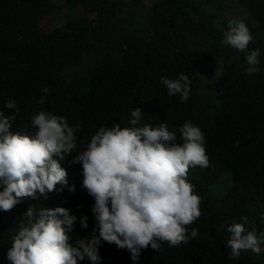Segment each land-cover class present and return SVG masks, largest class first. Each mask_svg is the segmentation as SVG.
<instances>
[{"label":"trees","instance_id":"obj_1","mask_svg":"<svg viewBox=\"0 0 264 264\" xmlns=\"http://www.w3.org/2000/svg\"><path fill=\"white\" fill-rule=\"evenodd\" d=\"M237 1L258 20L249 27L254 37L249 50H260L254 75L246 73L245 53L224 44L222 30L214 26L210 7L219 0H151L144 19L134 10L144 0H0V110L14 114L5 104L16 101L13 132L35 131L31 117L40 110L79 124L78 145L101 126H130L135 108L143 112L144 123L166 122L176 129L178 141L180 124H203L209 165L189 168L187 176L201 197V215L186 228L198 229V236L178 247L164 244L160 252L149 246L138 261L127 249L104 242L99 249L104 264H264V252L250 250L230 260L226 245L233 222L264 233V0ZM63 8L78 14L51 33L41 29L40 20ZM216 63H224L225 93L214 94L218 102L204 103L199 78L212 79ZM179 73L192 80L186 103L171 98L160 82L161 76ZM43 87L50 90L47 96ZM42 96L45 103L38 105ZM72 159L61 161L68 173L63 190L58 184L46 200L28 198L0 211V264H11L7 252L29 205L69 209L77 217L70 242L75 246L90 238L95 201L82 187V166ZM228 171L234 185L216 197L211 186ZM82 214L87 228L81 226Z\"/></svg>","mask_w":264,"mask_h":264},{"label":"clouds","instance_id":"obj_2","mask_svg":"<svg viewBox=\"0 0 264 264\" xmlns=\"http://www.w3.org/2000/svg\"><path fill=\"white\" fill-rule=\"evenodd\" d=\"M239 8L245 13L221 26L216 25L213 13L214 26L222 30L224 44L239 55L245 53L246 73L254 75L260 70V50H249L254 39L249 27L257 26L258 20L243 6ZM202 77L207 76L199 78L202 102L208 103L209 98L218 102L214 94L225 93L221 82V89L214 92L203 89ZM160 82L173 99L179 96L186 103L191 97L192 80L186 74L161 76ZM42 90L45 96L50 93L48 87ZM36 103L43 105L45 98ZM5 107L14 114L5 115L0 110V211H9L28 198L46 200L58 184L63 190L68 186V173L61 161L72 156V163L82 166V187L94 198L96 223L90 238L79 239L74 246L70 241L77 217L69 209L29 205L7 252L11 264H78L86 258L83 264H104L99 254L104 242L127 249L132 260L138 261L149 246L160 252L164 244L178 247L198 236V229L189 232L186 228L201 215V197L187 176L189 168L209 165L203 124L191 120L180 124L178 141L176 129H170L166 122L155 126L144 123L143 112L135 108L130 113V126H101L89 142L78 145L80 125L71 120L69 125L64 116L40 110L31 117L35 131L13 132L19 109L11 99ZM69 190L74 192L75 186ZM80 223L88 227L87 215H81ZM227 231L230 260L238 259L242 251L264 252V233L237 222Z\"/></svg>","mask_w":264,"mask_h":264},{"label":"rangeland","instance_id":"obj_3","mask_svg":"<svg viewBox=\"0 0 264 264\" xmlns=\"http://www.w3.org/2000/svg\"><path fill=\"white\" fill-rule=\"evenodd\" d=\"M129 1V0H125ZM234 1V4H233ZM221 0L218 5L212 6L210 9L216 15V25L221 26L225 20H232L241 17L245 12L240 9L242 8L235 0ZM151 6V0H144L139 6L135 7L134 10L138 13V16L142 19L145 18L147 10ZM79 8L78 10H80ZM58 14L52 13L49 16H45L40 20L41 29L51 33L56 27L63 25L68 19L77 16L78 11H73L69 8L58 9ZM247 12V11H246ZM92 17V16H90ZM247 17L250 14L247 12ZM221 59V58H220ZM223 60V59H221ZM223 63H216L215 74L212 79L202 77L203 89L217 91L221 89L220 85V73L223 68ZM234 185V180L231 171L226 172L219 178L217 183L211 186V190L216 197L224 195Z\"/></svg>","mask_w":264,"mask_h":264}]
</instances>
